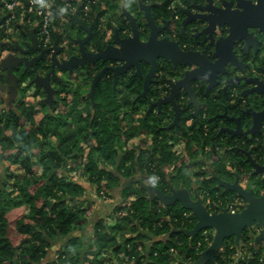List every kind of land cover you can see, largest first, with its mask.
<instances>
[{
	"label": "trees",
	"instance_id": "trees-1",
	"mask_svg": "<svg viewBox=\"0 0 264 264\" xmlns=\"http://www.w3.org/2000/svg\"><path fill=\"white\" fill-rule=\"evenodd\" d=\"M162 12H165V15H162ZM156 14L157 20L163 16L168 17L167 6L164 5L163 8L156 9ZM95 37L97 41L99 37L97 31ZM4 39V35H0V42ZM2 51L3 49L0 50V57ZM105 67L104 62L81 67L79 75L72 77L70 82V90L81 95L80 100L78 102L72 100L71 103H68L69 99L58 98L54 112L46 116L43 124L33 127V131L27 135L28 140L25 139V135L24 138L23 134L20 135L22 130L19 131L18 136H6L8 130L25 129L21 124L25 112V97L19 102V110L7 112L0 108V146L9 143L8 147L16 150L9 156L11 167L14 169L7 172L0 191V264H42L53 241L59 237H70L74 232L84 231L88 226V218L94 211L96 203L93 199L85 197L86 188L74 182L71 172L65 170L68 159H80V157L78 154H74L66 159L50 140L56 126L67 124V122H63L67 113L81 115L80 119L74 122L79 136L74 148L84 141L86 147L91 149L86 163L88 164L86 174L89 175L98 194L103 191L108 198H114L117 190L122 188L127 181V177L136 174L149 176L156 181L157 177L161 176L162 181H157V187L163 191L169 189L170 176L167 168L173 156L164 153V164L160 169L156 157L157 150H159L157 147L149 162L135 161L134 157L128 154L120 161L117 169L113 170L108 165L117 153L115 134L120 130L119 123L124 122L129 115L122 112L123 106L118 102L119 92L114 88L110 73L98 85L95 94L97 107L95 112L90 114V123L86 124L84 121L82 104L87 98V93L96 76ZM43 68L47 69L44 65ZM18 73L20 83L24 85L28 74L21 70ZM134 86L133 92H140L143 89V81L137 80L134 82ZM141 107L142 104H138L139 112L143 110ZM216 112H218L217 109L209 111V117L211 118ZM133 116L131 114V120ZM181 122L182 127L179 133L186 137L187 126L192 124L191 116L183 114ZM142 125L144 131L152 133L156 139L161 134L166 136V133H163L165 131L159 129L157 122H150V115L144 116ZM191 130H196L194 124L191 125ZM196 132V139L203 137L202 130ZM218 139H213V137L210 140L207 139V143L214 145V151L215 147L220 145L221 141ZM165 148L166 145L162 146V151ZM228 161L233 162L234 165L235 163L240 164L245 172L247 169L249 170V167L241 159L235 156H232L231 160L223 157V161L214 163L215 171L219 176L226 173V162ZM158 168L159 170L156 171ZM180 174L184 179L183 170ZM181 178H175L174 181ZM184 180L186 181V178ZM215 185V179L201 182L203 189H211ZM186 186H190V184L188 183ZM142 192L143 190H140L135 195H131L128 194L127 189L122 191L121 195L128 197L130 205L118 206L115 214L120 217L119 220L132 223L130 228L134 233L138 232V239L146 233L151 239L150 242L153 243L148 252L146 243L142 241L136 243L134 239H126L127 255L140 264H188L185 260L180 259V257L184 258L183 255L187 253L188 256L193 257L190 264H197L200 255L196 251L195 244L199 235L196 237L194 245H191L189 238L183 234H176L169 240L164 238L172 230L194 229L197 224L196 217L187 220L183 216L185 210L180 205L165 207L159 201H151L144 193L142 195ZM171 213H173L172 220L168 221L167 217ZM175 218L178 221H175ZM106 228L105 221L98 223L96 239L103 238ZM117 228L120 230V225ZM244 240L247 241L248 238L245 237ZM179 242H182L183 245L179 246ZM230 242H234V239L231 238ZM76 243L77 238L72 237L69 246L59 253L57 261L50 264H82L84 260H82V254L77 251ZM172 248H176L179 254L171 253ZM226 248L230 251L228 243ZM103 253L105 252L102 250L98 252V262H101ZM102 261L105 259L102 258Z\"/></svg>",
	"mask_w": 264,
	"mask_h": 264
},
{
	"label": "water",
	"instance_id": "water-1",
	"mask_svg": "<svg viewBox=\"0 0 264 264\" xmlns=\"http://www.w3.org/2000/svg\"><path fill=\"white\" fill-rule=\"evenodd\" d=\"M186 2L189 4V7L180 8V13L185 17L182 23V30L183 32L190 30L191 33L195 34L192 35V38L200 40L199 45L201 50L189 49L184 51L180 42H175L168 38L160 40V33L167 30L168 25L163 28L158 27L151 14V6H143L147 17V26L151 28V36L147 42L141 40L136 19L127 14L133 29V35L130 38L122 39L120 33L117 31L114 45L106 48L99 45L97 53L88 52L87 45L90 42L93 28H86L79 20L78 14L81 8L79 5L74 17L89 34L87 38L76 41L80 45V56H75L68 62H59L57 56L61 53V49L59 48L58 39L53 49L40 51L42 53L40 58L33 61H29L28 58H17L14 55L12 57L17 64H25L28 70L33 66L34 62L40 61L45 53L54 51L51 72L46 77H38L32 82L47 91V102L49 104H52L54 93L51 88V80L52 78L59 77L57 70L73 74L79 67L96 64L100 61L104 63H118V66L106 67L96 76L90 93L94 107L96 106L95 94L98 85L107 72L113 74L114 88L116 89L120 78L135 70V76L144 78L145 80L144 90L140 97L146 98L154 83L158 63L162 59L174 65L175 69L178 70V77H182L180 75L182 69L187 68L190 70L186 71L184 77L178 82L172 84L170 96L153 104L151 109L154 107L161 109L164 105L170 104L176 110L178 108L176 99L183 89L190 97L189 103L196 106L195 116L198 117L201 104L197 98L198 94L193 89V83L199 81L208 84V90L215 89L219 85L218 81L221 76L233 77L238 70L242 72L246 71L249 65L246 64L244 59L238 58L236 55V45L240 43L245 44L244 55L246 57H250L251 50H253L254 54L260 52L261 41L259 37L260 35H264V0H205L204 3L186 0ZM226 30L228 31L227 36H225ZM35 44H37L36 40ZM1 46L9 47L11 50L15 49L12 45L6 43L1 44ZM29 53L30 51L22 52L24 55H28ZM143 64L150 67L146 76L143 74ZM258 81L257 79L234 78L229 81V85L235 83L243 85L253 82L261 85L260 88H256L253 92L264 95V82ZM248 113H250V110ZM250 114L253 115V127L250 131L243 129L240 119L232 118L228 119L237 123V129L225 131L230 133L232 137H249L257 132H261L264 123V108L260 112L251 109ZM219 117L224 118L227 115ZM179 120L180 112L177 110L172 127L179 125ZM249 162H251L252 167L255 169L254 176L264 175V165L262 166L250 158ZM216 181L220 187L237 194L248 202V205L242 212L231 214L224 211L220 214H210L200 199L196 202L191 199L190 193L187 190L180 192L173 190V195H167L157 189L155 183L152 185V189L147 188V191L151 195L148 198L151 201H160L165 207H173L180 204L185 210L191 211L197 219L194 229L172 230L164 238L169 240L176 234H183L193 244L196 237L203 230L212 229L215 231L211 246L200 255L197 264H216V255L224 247L226 240L234 238L237 246H239L243 233L251 229L255 224L261 229L260 234L256 238V244H264V197L257 198L253 192L246 191L239 184V180L234 184L223 182L220 178H217ZM129 183H132V181L127 180L123 186L126 188ZM196 196L199 198V194H196Z\"/></svg>",
	"mask_w": 264,
	"mask_h": 264
},
{
	"label": "crops",
	"instance_id": "crops-1",
	"mask_svg": "<svg viewBox=\"0 0 264 264\" xmlns=\"http://www.w3.org/2000/svg\"><path fill=\"white\" fill-rule=\"evenodd\" d=\"M109 1L110 3H107L106 5L104 3L101 5L99 4L98 9L102 11H104V9H108V11H110L112 15L115 16L117 22L120 20L121 16H125L126 18L127 14L132 16L131 12L136 8L134 3H136L138 6L142 5V0ZM79 5L81 7L83 3L80 2ZM114 16H112V18ZM78 18L86 28H93L92 36L88 44L92 43V41L96 39L95 26L91 25L87 20L86 22L80 13L78 14ZM61 29L62 26L60 25L56 29L57 32H55V43L59 39V48L61 49V53L57 56V58L59 62L63 63L68 62L75 56H80V45L76 41L87 38L89 34L85 29L82 28V26L73 16L71 24L68 27V29L71 31L68 33L70 36L68 37L66 35V38H72V41H70L69 44L70 46L74 47V53H71L72 47L70 48L69 46L68 48L64 49L62 46L63 42L66 40ZM35 40L37 41V44H35ZM4 43L12 45L15 49L11 50L9 47L1 46V44ZM37 46L38 40L35 32H33L32 29L21 22L16 26L14 36L10 41L3 40L0 42V50L3 49L0 57V108L6 110L7 112L14 111L16 109L19 110V102L25 97V112L22 116L23 118L21 119V124L24 125L25 129L17 128L15 131L8 130L6 132L7 137H11L13 135L18 136L19 131L22 130L20 135L23 134V138L25 135V139L28 140L27 135L33 131V127H38L43 124L44 120L47 118L46 116L51 112H54L59 99H69L68 103H71L72 100L78 102L81 98V95L75 94L70 90L71 78L77 77L79 75L78 69L81 68L79 67L73 74L64 72L62 70H57L59 77L52 78L51 80V88L54 91L53 101L52 104L47 102V91L43 87H38L32 82L38 77H46L51 72L53 60L50 62L49 66L46 65L47 63H41V65H37V67H35L34 64L38 63L39 61L34 62L33 66L27 70L25 64H17V62L12 57L14 55L17 58H28L29 61H33L37 59L33 57L34 54H38L37 52H40ZM23 51H30V53L28 55H24L22 54ZM43 65L47 67V69L49 68L50 72L46 71V68L42 69ZM20 68L23 69V73L28 74V79L24 85H21L20 83V75L18 73V69ZM121 91L122 92L119 96L118 102L123 106L122 112H126L129 115H127L128 118L124 122L119 123L120 130L115 134V149L117 153L108 164L113 170L117 169L120 161L124 159L125 155L128 154H131V157L133 156L135 161L141 160L144 162H149L151 155L156 148L154 142L155 136L148 131H144L140 118L136 117V96L132 94L131 90H124L122 88ZM90 93L91 88L87 93V98L82 104V113L86 124L90 123V114L94 113L97 107L96 102V106L94 107V102L90 97ZM131 114L132 116L134 115L132 120ZM80 116L81 115L79 113H75L74 115L67 113L63 119V122H67V124L64 126H56L53 135L50 137V140L66 159H68L70 155H79L80 159L70 158L67 160V166L65 170L71 172L74 182L86 188L87 194L85 197L91 199L96 196L95 186L90 180L89 175L86 174V169L88 168V164L86 163L89 159L91 149L86 147L84 141L80 142L78 146L74 148L79 138L77 134V128L74 126V122L75 120H79ZM169 137L171 140H168L165 150L162 151V148H159L156 153L160 169L164 164V153L173 156V159L167 168V172L170 176L169 189H166V191L162 190V192L166 193L167 195H173V190L175 192L187 190L190 193L191 199L196 202L198 199H200V197L198 198L196 194H198L200 189H203L201 182L203 180L211 179H215L216 181V179L219 178L215 170L213 172H210L209 170L212 169V166L217 161L215 158L214 160L208 161L206 157L200 156L197 149L193 150V148H189L187 141L184 137L180 136V133L172 134ZM30 142L33 141L30 140ZM9 145V143H5L1 144L0 146V191L2 182L4 181L7 172L14 169L11 167L9 156L14 154L16 150L8 147ZM157 170H159V168L156 169V171ZM182 170L185 175L184 179L186 178V181L181 178V176H183L180 174ZM158 178L160 177L158 176L157 179ZM175 178L181 179L174 181ZM127 180H131L132 183H129L126 188L123 186L117 190L115 197L108 199L110 204L103 202L102 204L104 205L102 207L96 203L94 211L88 218V226L84 231H76L70 237H59L53 241L47 250V257L42 264L56 262L59 253L69 246L72 237L77 238L76 248L77 251L82 254V260H84L82 264H140L134 258H130L127 255L126 249H128V247L125 244V240L134 239L136 243L141 241L146 243L148 252L151 250V245L153 242H150L151 239L146 233L141 235V238L138 239V232L134 233V231H132L130 228L132 223L129 221L119 220L120 217L116 216L115 210L122 204H129L128 197L121 195L122 191L127 189V191H129L128 194L135 195L140 190H143L141 193L142 195L144 193V195L147 197H151L147 191V188L152 189V185H154V183L156 188H159L157 187V181L149 176L136 174L131 177H127ZM188 183L191 187L186 186ZM95 198H93L94 201H96ZM104 221L107 223V228L103 232V238L96 239V227L98 223ZM118 225L121 227L120 230L117 228ZM101 250L105 253H103L101 256V262H98L97 254ZM260 251L262 254H264V246ZM148 252L147 255L149 254ZM102 258H104L105 261H102Z\"/></svg>",
	"mask_w": 264,
	"mask_h": 264
},
{
	"label": "flooded vegetation",
	"instance_id": "flooded-vegetation-1",
	"mask_svg": "<svg viewBox=\"0 0 264 264\" xmlns=\"http://www.w3.org/2000/svg\"><path fill=\"white\" fill-rule=\"evenodd\" d=\"M192 1H199V3L205 2V0ZM103 3L106 5L107 3H110V1L102 0L100 5ZM164 5L167 6L169 16H163L161 17V19L157 20L156 9L163 8ZM134 6L136 8L131 13L132 16L136 19L141 35V40L143 42H147L151 36V28L147 26V17L143 6H151V14L155 20L156 25L162 28L168 25V29L160 33V40L168 38L172 41L180 42L184 51H187L189 49L201 50L199 45L200 40L192 38V35L195 34L191 33L190 30H187L186 32H183L182 30V23L185 17L180 13V8L189 7V4L186 2V0H142V5L138 6L136 5V3H134ZM99 12L102 16L107 17V27L108 30L111 32V36L107 39V34H103V32L98 30V28L96 27V31L99 33V38L97 41L95 39L92 41V43L87 45L89 50L88 52L91 53H97L99 51V45L103 46L104 48L110 45H114L117 31L120 33L122 39L130 38L133 35V29L128 17L126 18L125 16H121L120 20L117 22L115 16L112 15V13L108 11V9H104V11L99 10ZM162 15H165V12H162ZM112 16L114 17L112 18ZM227 33L228 31L226 30L225 36H227ZM259 40L261 41L260 52L254 54L253 50H251L250 57H246L244 55L245 44L240 43L236 45L237 57L244 59L246 64L249 65L246 71L242 72L238 70L233 77L221 76L218 81L219 85L215 89L208 90V84L201 83L199 81L193 83V89L198 94L197 98L201 104L198 117L195 116L196 106L194 104L189 103L190 97L186 94L185 90L183 89L181 90L179 96L176 99L178 105V108H176V110L170 104L164 105L161 109L158 107H154L153 109H151V106L153 104L169 97L172 92V84L174 82H178L182 77H184L185 72L190 70L187 68L182 69L180 71V75L182 77H178V70L175 69L174 65L162 59L158 63V69L154 78V83L146 98L140 97L144 90L145 80L144 78L136 77L135 70L129 72L125 76H122L120 78L117 88L115 89L119 92V96L122 92V88L124 90H131L132 94L136 96L137 106L138 104H142L141 108L143 109L142 112H139L137 108L136 117L140 118L143 124L144 116L150 115V122H157L159 129L165 131L163 133H166L167 137L164 134H161V137H163V143L165 144L168 143V140H171L169 139L170 135L179 133L182 127V115L188 114L189 116H191L192 124H194L196 130H191V124L187 126V136L185 137L180 135L181 137H184L186 141L189 139V148H193V150L197 149L201 157L215 156L216 161H223V157L231 160L232 156L241 159L249 167V170L247 169V171L245 172L244 168H242L240 164L235 163L234 165L233 162L228 161L226 162V173L218 176L221 181L230 184H234V182L239 180V184L246 191L253 192L254 196L257 198L264 197V175H253L255 169L252 167L251 162H249V158L251 160L256 161L262 166L264 165V123L262 125L261 132H257L253 136L249 137H232V135L226 132L225 130L237 129V123L228 119L232 118L240 119L243 129L250 131L253 127V115L250 114L251 109H254L256 112H260L264 108V95L253 92L256 88H260L261 85H258L253 82L243 85L239 83L229 85V81L234 78L257 79V81L261 80L264 82V35H260ZM37 47L40 48L39 51L48 50L42 45L39 40ZM71 47V53H74V47ZM37 53L38 54H34V58H40L42 53ZM53 54L54 51L45 53L41 57V60L38 63H35L34 66L37 67V65H41V63H47L46 65L49 66L50 62L52 61ZM105 64L106 67L119 65L118 63L113 62H108ZM90 65L91 64H88L87 67H89ZM142 69L144 76H146L149 72L150 67L143 64ZM20 70L23 71V69L21 68L18 69V71ZM80 70L81 68L78 69V72H80ZM46 71L50 72V69H47ZM108 73H110L113 78V74L111 72H107L106 75ZM137 80L143 81V89L140 92L134 93V82H137ZM214 109H217L218 112H216V114L210 118L208 112ZM177 110H179L180 112L179 125L172 127L175 122ZM249 110L250 113H248ZM223 115H227V117H219ZM205 125L208 126L207 131L205 130ZM197 130L203 131V137H201L200 139H196ZM211 137H213V139L219 138L220 140H218L221 141L219 143L220 145H217L215 147V151L213 149L214 145H212L210 151H206L204 146L210 145V143H207V139L210 140ZM191 140H193L195 143H200L201 146L196 145L194 143L192 144L190 142ZM218 184L219 183L216 182L214 188L211 189L218 188V190H220L223 195H228V199L239 197L242 201L241 206H243V210L246 208V206L248 205V202L246 200H244L237 194L230 192L223 187H220ZM260 231L261 229L258 226L254 225L253 232L256 236L257 234H260ZM247 232L248 230L243 233V237L245 236V234H247ZM253 242L255 245V239H253ZM263 246L264 244L260 243L257 247L259 255H264L260 251L263 249Z\"/></svg>",
	"mask_w": 264,
	"mask_h": 264
},
{
	"label": "built area",
	"instance_id": "built-area-1",
	"mask_svg": "<svg viewBox=\"0 0 264 264\" xmlns=\"http://www.w3.org/2000/svg\"><path fill=\"white\" fill-rule=\"evenodd\" d=\"M101 1L102 0H0V35H4V41H10L14 36L16 26L21 22L34 30L38 40L46 49L50 50L55 45V32H57L56 29L60 25L62 26V34L66 40L63 42L62 46L64 49L68 48L70 46V41H72L71 37L66 38V35L69 37L70 34L68 33L71 32L68 27L78 9L79 3L82 2L83 5L79 12L82 18L87 20L91 25L96 26L103 34L106 33L108 39L111 36V32L107 27V17L102 16L98 9V5ZM204 127L207 131L208 126L205 125ZM154 142L158 149L166 145L163 143V137L161 136H159L158 139L155 137ZM190 142L201 146L200 143H195L193 140ZM187 145L189 146V139L187 140ZM212 145L213 144L205 145V150L210 151ZM198 194L204 207L211 214L222 213L224 211L235 214L243 210V206H241L242 201L239 197L228 199V195H223L218 188L200 189ZM99 195L105 200L109 199L103 191ZM172 216L173 213L168 215L167 220H172ZM183 216L187 220L195 217L190 211H185ZM175 221H178V219L175 218ZM214 233L215 231L212 229H205L200 232L196 244L195 240L193 244H191L196 245V251L199 255L211 246L214 240ZM253 235L252 233V235L248 237L245 247L242 245L240 249L236 247L235 250L230 246V240H227L224 247L216 255V264H264V256L259 255V251L254 248ZM227 243L229 244L230 251L226 248ZM182 245L183 243L179 242V246ZM171 253L175 255L179 254L176 248H172ZM183 257L184 258L180 257V259L185 260L188 264L192 263V256H188L186 253Z\"/></svg>",
	"mask_w": 264,
	"mask_h": 264
},
{
	"label": "rangeland",
	"instance_id": "rangeland-1",
	"mask_svg": "<svg viewBox=\"0 0 264 264\" xmlns=\"http://www.w3.org/2000/svg\"><path fill=\"white\" fill-rule=\"evenodd\" d=\"M214 158H215V156H209V157H206V159H208V161L210 160H214ZM216 166H215V164L212 166V169H209L210 170V172H213L214 170H216V168H215ZM160 178H161V176H159ZM160 178H158L157 179V181L158 182H160L161 181V179ZM95 191H96V189H95ZM162 191V190H161ZM95 197H93V198H95L96 199V201H95V203H97L98 205H100V206H102L103 207V205L104 204H102L103 202H105L106 204H110V201L109 200H105V199H103L99 194H98V192L96 191L95 192ZM200 197V196H199ZM93 198H91V199H93ZM201 199V198H200ZM184 209V208H183ZM185 210V209H184ZM185 211H188V210H185ZM191 212V211H190ZM209 212V211H208ZM210 213V212H209ZM211 214V213H210ZM255 226H258V225H256L255 224ZM253 227H254V225H253ZM253 227L251 228V229H248V232H247V234H245V236L244 237H246V238H248L249 236H246V235H252V233L254 234L253 235V239H255V241H256V238L258 237V234H257V236L255 235V233L253 232ZM214 236H215V233H214ZM244 237L242 236V239H241V242H240V245L239 246H237V243H236V241H235V239H234V242H230V246H232V248H234V250L236 249V247L238 248V249H240L241 248V246L243 245V247H245V243L247 242V241H245L244 240ZM230 240V239H229ZM255 245H256V247H255ZM254 245V248L255 249H257L258 250V245L257 244H255ZM202 254V253H201ZM262 256H264V255H262Z\"/></svg>",
	"mask_w": 264,
	"mask_h": 264
}]
</instances>
